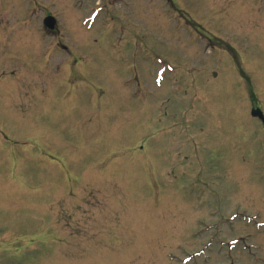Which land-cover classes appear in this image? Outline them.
Masks as SVG:
<instances>
[{
	"label": "rangeland",
	"instance_id": "obj_1",
	"mask_svg": "<svg viewBox=\"0 0 264 264\" xmlns=\"http://www.w3.org/2000/svg\"><path fill=\"white\" fill-rule=\"evenodd\" d=\"M255 107L264 0H0V264H264Z\"/></svg>",
	"mask_w": 264,
	"mask_h": 264
},
{
	"label": "water",
	"instance_id": "obj_2",
	"mask_svg": "<svg viewBox=\"0 0 264 264\" xmlns=\"http://www.w3.org/2000/svg\"><path fill=\"white\" fill-rule=\"evenodd\" d=\"M45 25H46V27H48L49 29H53V26H54V19H52V18H47V19L45 20ZM251 115H252L253 117H258V118L264 123V118H263V116H262V114H261V112H260L259 110H254V111H252V112H251Z\"/></svg>",
	"mask_w": 264,
	"mask_h": 264
},
{
	"label": "flooded vegetation",
	"instance_id": "obj_3",
	"mask_svg": "<svg viewBox=\"0 0 264 264\" xmlns=\"http://www.w3.org/2000/svg\"><path fill=\"white\" fill-rule=\"evenodd\" d=\"M53 33H54L53 31H52V32H48V34L54 36ZM55 48H56V49H60V50L63 51V52H64V51H67V47L64 46V45H62V44H59V45L56 44ZM74 59H75V58H74ZM78 62H79V57L75 59V64H77Z\"/></svg>",
	"mask_w": 264,
	"mask_h": 264
}]
</instances>
